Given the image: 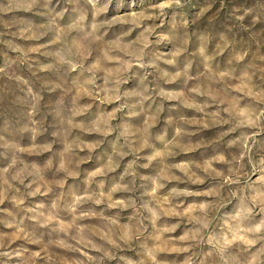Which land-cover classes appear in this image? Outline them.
Returning a JSON list of instances; mask_svg holds the SVG:
<instances>
[{"label": "rangeland", "instance_id": "1", "mask_svg": "<svg viewBox=\"0 0 264 264\" xmlns=\"http://www.w3.org/2000/svg\"><path fill=\"white\" fill-rule=\"evenodd\" d=\"M0 264H264V0H0Z\"/></svg>", "mask_w": 264, "mask_h": 264}]
</instances>
